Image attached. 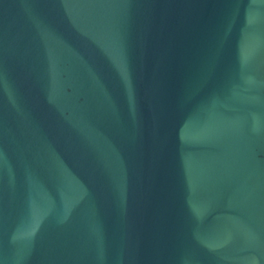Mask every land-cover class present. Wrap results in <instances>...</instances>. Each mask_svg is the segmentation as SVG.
Instances as JSON below:
<instances>
[{"label":"water","instance_id":"95a60500","mask_svg":"<svg viewBox=\"0 0 264 264\" xmlns=\"http://www.w3.org/2000/svg\"><path fill=\"white\" fill-rule=\"evenodd\" d=\"M0 264H264V0H0Z\"/></svg>","mask_w":264,"mask_h":264}]
</instances>
